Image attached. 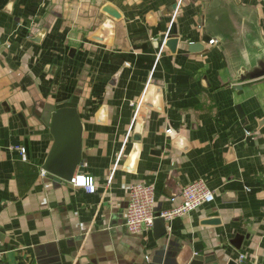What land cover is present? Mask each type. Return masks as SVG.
Wrapping results in <instances>:
<instances>
[{"label":"crops","instance_id":"obj_1","mask_svg":"<svg viewBox=\"0 0 264 264\" xmlns=\"http://www.w3.org/2000/svg\"><path fill=\"white\" fill-rule=\"evenodd\" d=\"M261 64L264 0H0V264H264ZM51 105L77 110L93 192L42 167ZM199 177L211 201L127 230L129 183L156 211Z\"/></svg>","mask_w":264,"mask_h":264},{"label":"water","instance_id":"obj_2","mask_svg":"<svg viewBox=\"0 0 264 264\" xmlns=\"http://www.w3.org/2000/svg\"><path fill=\"white\" fill-rule=\"evenodd\" d=\"M199 46L197 41L190 42L189 49H196ZM263 65V64H261ZM264 73V65L255 69L251 74L257 76ZM42 119L49 125L50 131L54 136L53 144L43 163V168L52 176L58 179L69 180L77 164L84 157L81 149L82 123L74 106H49L45 110ZM68 150V151H64ZM159 209L155 211L158 214ZM156 228L155 235L159 236L166 233L165 220L156 217L153 222ZM241 234H237L231 241L236 247L239 246ZM165 264H203L202 258L194 254L188 248L172 250L165 259Z\"/></svg>","mask_w":264,"mask_h":264},{"label":"built area","instance_id":"obj_3","mask_svg":"<svg viewBox=\"0 0 264 264\" xmlns=\"http://www.w3.org/2000/svg\"><path fill=\"white\" fill-rule=\"evenodd\" d=\"M213 40L214 38L209 39L211 42ZM165 130L169 132L171 128ZM11 147L18 149L20 153L26 151V147L21 143L13 144ZM42 173H45V170H42ZM68 181L72 185L83 186L88 192H93L96 189V181L91 174L75 172ZM127 194L124 224L127 230L132 233L151 227L156 217L169 220L175 215L184 214L214 198V190L207 185L202 177L183 184L180 190L181 200L169 208L160 209L158 214H155L154 209L155 189L153 183L133 181L128 185ZM237 264H256V262L249 261L247 254L239 253Z\"/></svg>","mask_w":264,"mask_h":264}]
</instances>
